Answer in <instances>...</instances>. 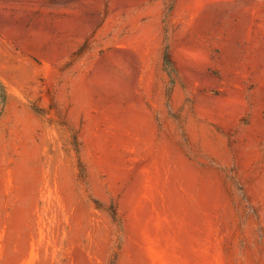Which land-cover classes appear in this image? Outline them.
<instances>
[{"label":"rangeland","instance_id":"rangeland-1","mask_svg":"<svg viewBox=\"0 0 264 264\" xmlns=\"http://www.w3.org/2000/svg\"><path fill=\"white\" fill-rule=\"evenodd\" d=\"M0 80V264H264V0H0Z\"/></svg>","mask_w":264,"mask_h":264},{"label":"trees","instance_id":"trees-1","mask_svg":"<svg viewBox=\"0 0 264 264\" xmlns=\"http://www.w3.org/2000/svg\"><path fill=\"white\" fill-rule=\"evenodd\" d=\"M164 62H165L166 68L168 69V71L171 75V72L174 71V67H173V62L170 58V53H169L168 49L166 50L165 55H164ZM6 100H7L6 87L2 83V81L0 80V116L4 110ZM111 264H114V262H112Z\"/></svg>","mask_w":264,"mask_h":264}]
</instances>
